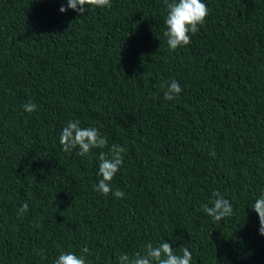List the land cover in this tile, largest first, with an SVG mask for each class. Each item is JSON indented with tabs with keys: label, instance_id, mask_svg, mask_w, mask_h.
<instances>
[{
	"label": "trees",
	"instance_id": "obj_1",
	"mask_svg": "<svg viewBox=\"0 0 264 264\" xmlns=\"http://www.w3.org/2000/svg\"><path fill=\"white\" fill-rule=\"evenodd\" d=\"M203 2L205 24L173 51L164 0L83 16L62 13L67 0H0V264L84 246L87 264H119L149 242L189 248L191 264H264V0ZM172 79L183 91L167 101ZM75 120L108 146L65 153ZM113 144L127 149L111 182L123 198L95 190ZM217 190L233 204L221 221L203 211Z\"/></svg>",
	"mask_w": 264,
	"mask_h": 264
},
{
	"label": "clouds",
	"instance_id": "obj_2",
	"mask_svg": "<svg viewBox=\"0 0 264 264\" xmlns=\"http://www.w3.org/2000/svg\"><path fill=\"white\" fill-rule=\"evenodd\" d=\"M167 8L165 20L167 30L164 36L171 50L178 47L187 46L191 43L192 36L197 34L199 27L205 24L206 18L210 14V9L203 0H164ZM88 6V7H86ZM112 7L111 0H67V7L61 6L60 11L66 12L68 8L78 12L80 15L89 13L94 8ZM182 88L180 83L172 79L166 85L164 99L172 101L178 99ZM37 104L29 100L23 105V110L27 113L37 111ZM60 144L65 153H70L79 147V155L85 156L93 149H103L108 146V140L96 127H82L79 120L69 121L60 134ZM127 149L119 144H113L109 155L101 152L99 155V179L95 190L107 196L112 194L115 198H123L125 193L120 189L113 192L111 182L124 164V154ZM214 154V153H213ZM211 205L205 204L203 211L215 221L233 215V204L225 198L218 190L212 193ZM29 205L25 202L18 210V214L23 216L28 211ZM252 208L259 216V233L264 235V194L255 199ZM89 248H81L82 255L73 252H64L55 259L54 264H87L86 255ZM192 253L187 247H183L178 253L170 243L162 242L154 247L152 243L143 246V251H136L133 255L127 253L118 257L119 264H191Z\"/></svg>",
	"mask_w": 264,
	"mask_h": 264
}]
</instances>
